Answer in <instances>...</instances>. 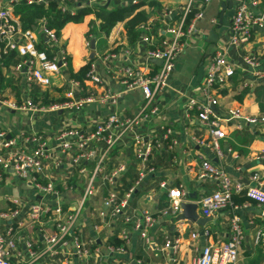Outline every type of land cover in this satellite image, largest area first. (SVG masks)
Wrapping results in <instances>:
<instances>
[{"label": "crops", "instance_id": "0c3cea01", "mask_svg": "<svg viewBox=\"0 0 264 264\" xmlns=\"http://www.w3.org/2000/svg\"><path fill=\"white\" fill-rule=\"evenodd\" d=\"M40 4L48 8L49 3H54L61 14V8L72 11L74 14L79 9L87 8V0H42L29 2L28 0H0V7L11 6L13 16L17 17L22 29L37 27L40 20L46 21L47 17H34L27 28H24L21 6ZM113 2L108 6L125 7ZM138 5L134 12L141 10L146 13V20L154 22L153 30L159 20L158 12L163 8H172L177 13L187 0H135ZM238 0H205L203 2V15L196 23V35L178 55L175 67L168 78L167 85L157 94L152 104H155L156 113L144 122L141 121L134 128L141 131L144 137L153 128L169 127L173 130L171 140H165V145L159 151H152L148 165L154 168L153 172L146 175L136 193L128 201L127 207L118 217H107L103 223L96 210L104 209L102 201L108 192V185L103 176L118 166L123 165V171L116 177L115 187L118 197L137 178L138 165L133 154V132L126 133L109 151L107 157L99 161L94 157L86 164L87 172L80 175L77 168L69 161L72 153H59L55 147L53 136L56 131L68 127H81L91 130L96 121H102L112 113L119 117L125 114H135L143 101L140 88L127 89L122 83V59L125 56L123 49L130 48V60L139 64L147 48L136 39L129 42L127 39L124 21L117 22L108 34L99 32L98 23L94 13L85 15L79 22L69 21L57 32L64 48L68 68L59 73L51 74L48 85H38L28 82L23 72L15 70L14 65L20 59L14 51L2 53L0 56V129L6 132L7 137L15 138L16 143L23 144L24 138L37 134L42 140L53 148L51 157L45 161L41 183L51 181L53 187L59 192V200L63 208L72 210L79 203L83 188L91 184L94 192L87 202L83 203L81 210L76 215L75 229L83 237L84 244L92 251L96 245L101 248L103 256L101 264H159L160 256H156L158 247L163 244L166 235L180 238L178 256L181 263H188L196 256L204 242L225 239L227 222L233 211L227 206L222 211L205 217L200 214L197 200L217 189L212 181L198 178V167L202 159H210L215 165L225 171L227 177L235 184L249 183V176L258 172L261 174L264 188V126L253 128L243 124L241 128L235 126L232 120L226 126L227 136L219 140V146L224 150L221 156L200 145V139H206L198 121L197 106L200 101V82L205 74L209 59L216 49H225L231 34V16ZM91 9V8H90ZM264 9V8H263ZM259 10H262L259 6ZM158 21V22H157ZM31 25V26H30ZM55 29V28H54ZM155 30L154 32H156ZM213 32L214 35H210ZM40 40V37L38 38ZM94 40V48L90 41ZM103 41V42H102ZM41 45H38V48ZM39 48V49H40ZM117 52L116 59L104 63L102 58L111 52ZM93 54L92 59H89ZM254 54L258 60L255 67L243 63L242 55ZM229 58L235 65L234 75L226 82L219 92L217 112L225 113L227 108H240L245 115L258 116L264 114L260 103L264 105V28L255 27L249 42L238 51L228 49ZM6 61V64H4ZM95 62L96 71L102 83L94 84L86 77L79 81L76 95L69 97L70 89L68 79L69 69L76 73L86 63ZM160 62L154 61L148 67L149 74L158 70ZM76 80V79H75ZM108 93L110 100L102 96ZM92 95L90 101L87 97ZM29 96L34 109H20L24 97ZM13 103L15 107H8ZM67 103V105H65ZM57 105L56 107H53ZM149 108L147 107V111ZM149 118V119H148ZM225 149H229L226 151ZM262 157V158H260ZM96 167L101 170L94 172ZM164 183L165 186H161ZM252 184V183H251ZM178 186L186 193L183 203L196 206V213L206 221L197 222L182 217L183 210L176 218L161 215L159 210L168 205L167 189ZM244 190L234 192L235 198L245 199L241 203L246 206L237 214L241 218V225L245 234L244 241L239 249L238 259L235 264H264V243H254V236L258 231L264 233V205H257L243 194ZM245 193V192H244ZM39 199H45L43 193L30 185L29 181L18 176L13 170L3 171L0 174V212L18 210L17 217L11 223L25 237L35 238L37 225H29L25 219L29 205ZM235 203V202H234ZM194 210V209H192ZM149 212L155 217L154 225L148 229L149 244L134 229L133 222L125 223L124 216L131 219ZM191 212V210H189ZM44 230L53 231V217L47 214L41 217ZM9 219L0 217V230L8 224ZM208 229L207 236L203 230ZM129 233V243L125 252H107V246H119L122 243L120 232ZM198 230L196 239L190 237L191 231ZM23 238L17 242L23 248ZM95 242L90 244L89 242ZM25 256V255H24ZM89 254L80 259L65 254L66 264H90L95 258ZM59 257H64L60 254ZM11 264H19L12 261ZM24 264V263H22Z\"/></svg>", "mask_w": 264, "mask_h": 264}, {"label": "built area", "instance_id": "2783aa9c", "mask_svg": "<svg viewBox=\"0 0 264 264\" xmlns=\"http://www.w3.org/2000/svg\"><path fill=\"white\" fill-rule=\"evenodd\" d=\"M113 1L120 6L136 4L135 0H87L85 6L94 9ZM204 1L187 0L179 13L172 8H163L158 12L160 22L157 21L158 25L154 30V22L148 20L137 26L140 33L137 39L147 48L144 58L139 64H134L130 60V48L125 47L121 68H117L123 74L122 83L125 87L127 89L138 87L143 94V101L135 114H125L119 117L112 113L104 120L96 121L91 130L68 126L57 130L53 136L54 143H56L55 149L61 154L72 153L69 161L83 176L87 172L86 164L94 155L99 157V161L105 159L119 139H122L126 133L135 131L132 150L138 165L137 178L119 198L115 183L116 177L124 169L123 165L114 167L111 172L103 176L109 189L102 201L104 209L96 210L97 216L103 220V223L108 224L107 217L114 219L122 214L130 198L145 180L147 173L154 171V168L148 165L152 151H159L167 145L164 144L165 140H171L173 130L169 127L153 128L146 132L149 134L147 137L143 136L142 130L136 131L134 128L139 122H144L146 117L150 118L156 113L157 108L155 104H152V101L167 85L178 55L189 43V40L196 35L195 23L202 18ZM260 3L261 0H238L231 16V34L228 43L225 49H216L211 55L200 82L201 98L195 107L198 110V121L206 133V139H200L199 143L217 156H221L224 152L219 146V140L226 138V126L230 121H239L235 124L238 128H241L243 124L253 128L264 126V114L249 116L245 115L240 108H227L225 113H219L215 109L219 102L221 88L235 73V65L229 58L228 49L234 51L243 49L251 39L253 29L255 27L264 28V9L259 10ZM61 11L72 12L65 8H61ZM13 15L10 5L0 7V56L2 53L14 51L20 57L14 65L15 70L23 72L28 82L48 85L51 74L59 73L61 69L65 71L68 68L64 48L57 31L48 27L44 20H40L37 27L22 29L19 20ZM155 30L157 31L154 32ZM38 45H41L40 49ZM116 57L117 52L112 51L102 60L107 63ZM154 61L160 62L158 70L149 74L148 67ZM242 61L251 67L258 65L254 54L242 55ZM86 78L94 84L102 83V79L96 71L95 62L89 65ZM67 82L70 86L67 95L72 97L76 95V87H80V84L75 79H68ZM102 98L108 101L111 96L106 92ZM91 99H94L92 95L87 97L88 101ZM7 106L15 107L11 102ZM20 109L35 110V105L29 96L24 97ZM225 150L229 151V149ZM52 151L53 148L37 134L25 137L24 143L18 145L15 138L7 137L6 132L0 129V174L3 171L13 170L21 178L28 180L30 185L42 192L45 197V199L33 201L26 210L25 219L22 220L29 225L38 226L34 231V234H37L35 238L25 237L13 228L11 219L17 217L18 210L0 212V217L9 219L8 224L0 230V264H11L12 261L19 264H66L65 254L80 259L91 253L95 255V258L90 261V264H101L103 256L101 248L96 245L90 251L89 247L84 244L83 237L75 229L76 215L81 210L83 203L88 201L94 188L88 184L83 188L79 203L73 206L72 210L64 209L59 200V192L53 187V183L51 181L45 184L40 182L45 161L51 157ZM262 155L264 157V150ZM100 170V167H96L94 172ZM198 178L212 181L217 186L216 190L197 200L200 214L208 217L222 211L227 206H230L234 214L227 222L225 239L204 242L199 253L185 264H235L245 238L241 218L237 212L246 204L234 203L232 194L244 190L250 200H253L257 205H264L261 174L252 173L247 184H234L223 169L210 159H202L198 167ZM161 186L164 187L165 184L161 183ZM167 195L168 205L160 209L159 213L176 218L182 211L181 204L186 193L181 187L174 186L167 189ZM47 214H51L53 217L54 230L51 232L44 230L42 226L41 217ZM123 221L125 223L133 222L134 229L149 244L148 229L154 225L155 217L149 212L143 211L133 219L130 216H124ZM198 235V230H193L190 237L194 240ZM203 235H209L207 228L203 230ZM120 236L122 243L117 247L107 246L108 253L125 252L126 245L129 243V233L122 230ZM20 238H23L24 249H21L17 244ZM179 239L172 235L164 237L163 244L158 247L155 254L161 257L159 264H182L178 256L181 243ZM259 241L264 243V233L261 231H258L254 236V243L257 244ZM89 243L91 244L92 241ZM92 244L95 245V242ZM60 254H64V257H59Z\"/></svg>", "mask_w": 264, "mask_h": 264}, {"label": "trees", "instance_id": "16d2710c", "mask_svg": "<svg viewBox=\"0 0 264 264\" xmlns=\"http://www.w3.org/2000/svg\"><path fill=\"white\" fill-rule=\"evenodd\" d=\"M25 2L22 1L18 6H21L22 9V20L25 24L24 28H27V25L32 23L34 17L46 16L48 27L55 28L59 33V30L69 22H79L85 15L94 13L96 18L99 20L98 30L108 34L112 27L119 21H124V27L127 35L128 41L134 42L139 36V30L137 26L146 21L147 15L145 12L138 10L134 12V9L138 5H129L125 7H115L102 5L94 9L82 8L79 9L74 14L65 13L61 14L59 10L56 9L54 3H49L48 8H44L40 4L34 5H23ZM260 8H264V0H261ZM31 26V25H30ZM40 48V47H39ZM1 59V58H0ZM6 64V61L5 63ZM89 69V63H86L78 72L73 73L69 69V76L75 78L76 80L82 81L86 77V73ZM262 109L264 108L263 103H260ZM264 111V109L262 110ZM245 195V193L243 192ZM235 203H241L245 199V196L242 198H235L233 196Z\"/></svg>", "mask_w": 264, "mask_h": 264}, {"label": "water", "instance_id": "95a60500", "mask_svg": "<svg viewBox=\"0 0 264 264\" xmlns=\"http://www.w3.org/2000/svg\"><path fill=\"white\" fill-rule=\"evenodd\" d=\"M209 34L214 35L213 32H209ZM90 47L92 49L94 48V40L93 39L90 41ZM92 57H93V54L90 56L89 59H92ZM181 209L183 210L182 217H184V218L191 219V220L197 221V222L206 221L205 218L199 217V215L195 211L196 206L193 204L182 203ZM192 209H194V210H192ZM189 210H191V212H189Z\"/></svg>", "mask_w": 264, "mask_h": 264}, {"label": "rangeland", "instance_id": "374dc122", "mask_svg": "<svg viewBox=\"0 0 264 264\" xmlns=\"http://www.w3.org/2000/svg\"><path fill=\"white\" fill-rule=\"evenodd\" d=\"M103 42V41H102Z\"/></svg>", "mask_w": 264, "mask_h": 264}]
</instances>
